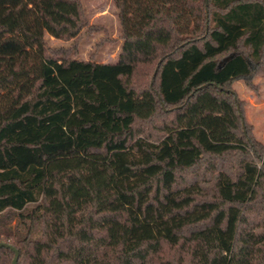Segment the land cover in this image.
Wrapping results in <instances>:
<instances>
[{
	"label": "trees",
	"instance_id": "16d2710c",
	"mask_svg": "<svg viewBox=\"0 0 264 264\" xmlns=\"http://www.w3.org/2000/svg\"><path fill=\"white\" fill-rule=\"evenodd\" d=\"M114 2L102 62L48 44L81 0H0V241L18 264H264V143L233 86L259 92L264 0Z\"/></svg>",
	"mask_w": 264,
	"mask_h": 264
},
{
	"label": "rangeland",
	"instance_id": "374dc122",
	"mask_svg": "<svg viewBox=\"0 0 264 264\" xmlns=\"http://www.w3.org/2000/svg\"><path fill=\"white\" fill-rule=\"evenodd\" d=\"M81 2L88 24L75 38L61 39L47 34L48 44L60 55L102 62L116 61L122 40L114 0ZM255 82L259 92L251 89L243 80H237L233 86L243 101L245 125L250 126L256 138L264 143V77H257Z\"/></svg>",
	"mask_w": 264,
	"mask_h": 264
},
{
	"label": "water",
	"instance_id": "95a60500",
	"mask_svg": "<svg viewBox=\"0 0 264 264\" xmlns=\"http://www.w3.org/2000/svg\"><path fill=\"white\" fill-rule=\"evenodd\" d=\"M231 56L226 57V60L228 58H230ZM0 247H8L11 248L14 252H15V256L13 258L12 264H18V259H19V250L14 247L12 244L6 243V242H2L0 241Z\"/></svg>",
	"mask_w": 264,
	"mask_h": 264
}]
</instances>
